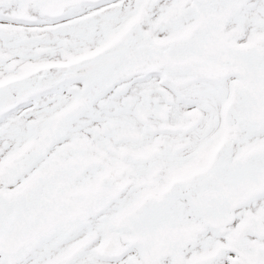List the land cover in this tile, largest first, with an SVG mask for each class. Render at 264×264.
<instances>
[{"label":"snow or ice","instance_id":"obj_1","mask_svg":"<svg viewBox=\"0 0 264 264\" xmlns=\"http://www.w3.org/2000/svg\"><path fill=\"white\" fill-rule=\"evenodd\" d=\"M0 264H264V0H0Z\"/></svg>","mask_w":264,"mask_h":264}]
</instances>
